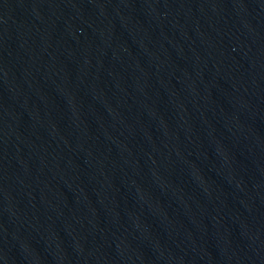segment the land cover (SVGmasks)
<instances>
[{"label": "water", "instance_id": "obj_1", "mask_svg": "<svg viewBox=\"0 0 264 264\" xmlns=\"http://www.w3.org/2000/svg\"><path fill=\"white\" fill-rule=\"evenodd\" d=\"M0 264H264V0H0Z\"/></svg>", "mask_w": 264, "mask_h": 264}]
</instances>
